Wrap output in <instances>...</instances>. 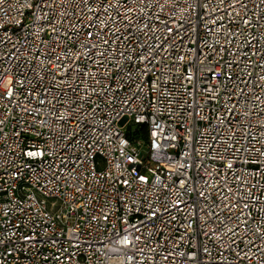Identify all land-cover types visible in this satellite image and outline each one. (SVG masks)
I'll use <instances>...</instances> for the list:
<instances>
[{
  "label": "built area",
  "instance_id": "1",
  "mask_svg": "<svg viewBox=\"0 0 264 264\" xmlns=\"http://www.w3.org/2000/svg\"><path fill=\"white\" fill-rule=\"evenodd\" d=\"M0 264H264V0H0Z\"/></svg>",
  "mask_w": 264,
  "mask_h": 264
},
{
  "label": "trees",
  "instance_id": "2",
  "mask_svg": "<svg viewBox=\"0 0 264 264\" xmlns=\"http://www.w3.org/2000/svg\"><path fill=\"white\" fill-rule=\"evenodd\" d=\"M146 130H145V128L143 127V128H141V129H138V130H136V134L137 135H140L141 137H143V138H145L146 137Z\"/></svg>",
  "mask_w": 264,
  "mask_h": 264
},
{
  "label": "water",
  "instance_id": "3",
  "mask_svg": "<svg viewBox=\"0 0 264 264\" xmlns=\"http://www.w3.org/2000/svg\"><path fill=\"white\" fill-rule=\"evenodd\" d=\"M123 123H124V120L120 122V125H123Z\"/></svg>",
  "mask_w": 264,
  "mask_h": 264
}]
</instances>
